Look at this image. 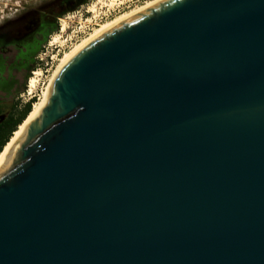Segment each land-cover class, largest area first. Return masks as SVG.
Returning a JSON list of instances; mask_svg holds the SVG:
<instances>
[{"label": "water", "instance_id": "water-1", "mask_svg": "<svg viewBox=\"0 0 264 264\" xmlns=\"http://www.w3.org/2000/svg\"><path fill=\"white\" fill-rule=\"evenodd\" d=\"M0 264H264V0L78 46L0 167Z\"/></svg>", "mask_w": 264, "mask_h": 264}, {"label": "rangeland", "instance_id": "rangeland-1", "mask_svg": "<svg viewBox=\"0 0 264 264\" xmlns=\"http://www.w3.org/2000/svg\"><path fill=\"white\" fill-rule=\"evenodd\" d=\"M45 1L0 0V24L9 21L6 30L9 29L13 32L11 36L9 35L10 32L6 33L3 29H0L3 41L0 45V59L3 62V68L0 71V119L10 110H20L22 105L31 98L35 100L32 106L33 110L34 105L41 99L48 85L53 69L65 52L70 51L75 45L88 37L102 23L110 21L116 16L137 8L150 0H118L113 5L105 4L110 0H103L105 3H100L98 0H88L84 6L79 5L64 12L61 17L64 16L63 21L66 27L62 30L60 23L53 24L55 29L49 31L45 38L37 42L28 69L15 70L14 65L18 62L17 51L22 47V42L29 37L28 29L33 21L30 12L34 8H39ZM88 4H90L88 10L90 6L96 4L95 10L87 11ZM6 35H9V37H5ZM56 36H59L58 39L53 41ZM8 66L10 69H8ZM38 70L42 72L37 77L36 86L32 91L29 89L28 92L29 80L34 72Z\"/></svg>", "mask_w": 264, "mask_h": 264}, {"label": "flooded vegetation", "instance_id": "flooded-vegetation-1", "mask_svg": "<svg viewBox=\"0 0 264 264\" xmlns=\"http://www.w3.org/2000/svg\"><path fill=\"white\" fill-rule=\"evenodd\" d=\"M95 1V0H94ZM88 0H46L39 8H34L30 12L32 18V25L29 27V37L22 42V47L18 49V62L14 65L15 70L28 69L31 56L37 47V42L40 39L45 38L49 34V31L54 30L56 22L60 23L62 26V21L64 20L61 15L77 6H84L87 4ZM90 4L86 7L88 10ZM129 5V4H127ZM59 20V21H58ZM9 21L4 24H0V29L4 32L9 33L12 36V31L6 30ZM3 32V33H4ZM4 33V34H6ZM6 35L5 37H9ZM0 34V45L3 43ZM8 39V38H6ZM3 62L0 59V71H2ZM8 69L10 67L8 66Z\"/></svg>", "mask_w": 264, "mask_h": 264}, {"label": "bare ground", "instance_id": "bare-ground-1", "mask_svg": "<svg viewBox=\"0 0 264 264\" xmlns=\"http://www.w3.org/2000/svg\"><path fill=\"white\" fill-rule=\"evenodd\" d=\"M118 0H110L108 3H105L103 0H98V2L100 3H105L108 5H113L117 2ZM156 0H150L146 3H144L143 5L134 8L126 13L120 14L118 16H116L114 19L110 20V21H106L105 23H102L99 27L95 28L94 31L85 39H83L81 42H79L77 45H75L70 51L65 52L63 54V56L60 58L59 63L57 64V66L53 69L52 74L50 76V79L48 81V85L46 87V89L43 92V95L41 97V99L34 105L33 110L31 111V113L29 114V116L27 117V119L19 126V128L15 131L13 137L11 138V140L9 142H6L7 145L3 146L4 150L2 151V153L0 154V167L3 165V163L6 161V159L13 153V151L16 149L17 145L20 143V134L22 132V130L27 126V124L31 121V119L37 114V112L39 111V109L41 108L44 100H45V95H46V91L49 87V84L55 74V72L57 71V69L59 68V66L61 65V63L78 47L80 46L83 42L87 41L88 39H90L92 36H94L95 34H97L98 32L102 31L103 29H105L107 26L113 24L114 22L146 7L147 5L153 3ZM95 6L96 4H93L92 6H90V11H94L95 10ZM66 27L65 22L63 21L62 24V30ZM59 36H56L53 41H56L58 39ZM60 40V39H59ZM41 70L35 71L33 76L30 78L29 80V88H28V92L29 89L30 91H32L34 89V87L36 86V82H37V77L41 74Z\"/></svg>", "mask_w": 264, "mask_h": 264}, {"label": "trees", "instance_id": "trees-1", "mask_svg": "<svg viewBox=\"0 0 264 264\" xmlns=\"http://www.w3.org/2000/svg\"><path fill=\"white\" fill-rule=\"evenodd\" d=\"M32 99L27 100L20 110H10L0 119V154L4 149L3 146L7 145L6 142L11 140L12 135L31 113L33 103L35 102Z\"/></svg>", "mask_w": 264, "mask_h": 264}]
</instances>
